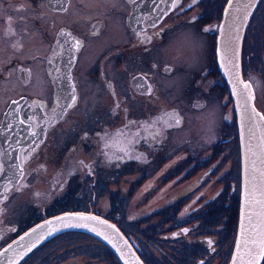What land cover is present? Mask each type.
Masks as SVG:
<instances>
[{
  "label": "flooded vegetation",
  "instance_id": "af4514ba",
  "mask_svg": "<svg viewBox=\"0 0 264 264\" xmlns=\"http://www.w3.org/2000/svg\"><path fill=\"white\" fill-rule=\"evenodd\" d=\"M225 1L3 0L0 38L13 54L0 63V88L12 77L19 93L0 111V247L23 224L27 229L73 210L112 220L146 264H209L215 255L210 264H229L237 233L236 225L231 239L230 223L239 217L241 151L233 98L216 58ZM255 31L264 34L262 21ZM179 34L201 40L196 61L186 64L182 53L169 54ZM251 34L248 25L242 73ZM28 35L41 37L40 44L33 39L30 57L22 53ZM116 35L120 40H112ZM27 86L38 89L28 92ZM51 147L82 156L68 173L63 165L56 177H46L44 191L63 193L56 203L61 208L40 212L43 192L35 188L34 195L30 177L47 170L37 157ZM125 178L124 191L99 205L103 189ZM84 184H90L91 201L70 207L75 198L87 203ZM23 190L32 193L31 207L18 219L12 201ZM137 192L146 212L133 227L124 226L117 220L136 216L128 200ZM220 220L228 224L223 230ZM65 234L91 236L114 264H122L95 235ZM89 253L101 263L99 253ZM64 257L58 254L51 264H67ZM70 264L85 263L74 257Z\"/></svg>",
  "mask_w": 264,
  "mask_h": 264
},
{
  "label": "water",
  "instance_id": "95a60500",
  "mask_svg": "<svg viewBox=\"0 0 264 264\" xmlns=\"http://www.w3.org/2000/svg\"><path fill=\"white\" fill-rule=\"evenodd\" d=\"M259 2L228 0L216 39L217 63L233 98L241 151L239 218L229 264H261L264 258V115L243 77L241 59L245 33ZM71 230L100 238L122 264H146L114 222L86 211H64L30 226L0 249V264H18L48 239Z\"/></svg>",
  "mask_w": 264,
  "mask_h": 264
},
{
  "label": "rangeland",
  "instance_id": "374dc122",
  "mask_svg": "<svg viewBox=\"0 0 264 264\" xmlns=\"http://www.w3.org/2000/svg\"><path fill=\"white\" fill-rule=\"evenodd\" d=\"M228 1V0H227ZM225 1V2H227ZM3 10V0H0V12ZM264 0L261 1L259 7L255 10L252 18H251V22L249 24V26H251L252 29V34L251 37H247L246 42L244 43L246 45V50L248 51V53H245L246 56V66H245V59H244V70H243V77L246 81H248L253 89V99H254V103L255 106L263 113L264 115V34H260V32L258 31L256 33L255 31V26L258 25L261 21H262V30H264ZM43 24H45L44 22H48V19L43 18ZM24 25H26L24 23ZM23 25V26H24ZM1 29V27H0ZM122 34V32H120L118 35ZM247 35V34H246ZM196 37V36H194ZM189 37L187 35L184 34H179L178 38L176 40V42L174 43V41L172 42L171 45H173V48H171V52L169 54H172L174 56H177L179 53H182V56H184V61L187 64V60L189 62H191L193 59L196 61V56L195 53L198 52L197 47H200V41L198 40L199 37ZM37 39V42L39 41L40 44V39L41 37H36V35L34 36H30L28 35L27 39H26V47L23 49V54H26L28 57H30L28 54H32L35 52L33 50V39ZM118 39L120 40V36H115V38H113L112 40ZM174 43V44H173ZM4 44L5 42L3 41L2 38H0V63H6V59L11 56L13 54L12 50H7V45L5 44V50H4ZM38 44V45H39ZM168 51V50H167ZM185 51L187 52V54L185 53ZM190 51V52H189ZM189 52V53H188ZM186 54V56H185ZM31 55V56H32ZM194 55V56H193ZM193 56V57H192ZM242 57H244L243 52L241 55V59ZM187 59V60H186ZM189 69H191L188 65H187V71H189ZM42 80V79H41ZM41 82V81H40ZM13 83L12 77H6V79L4 80L3 84H5V88H0V91H3L2 89L5 90L4 93H1L4 95L3 97V102L0 103V111L3 107V105L6 102V99L9 96H14L17 93H19V91L17 90V87L15 85L14 88H12L11 84ZM40 85V83H39ZM29 87V88H28ZM35 86L31 87V86H27L26 88L28 89V92H33V90H37L38 87H36V89H33ZM41 87V86H40ZM91 99H93V96H91V94L88 96ZM232 98V97H231ZM233 100V99H231ZM56 150L52 151L53 148H48L45 149L43 151L42 157L41 154L37 157L38 159H41L43 162H45V164H47V170H44L42 173H38L37 178H35L34 176L30 177V181H33V191L35 190V188H40L42 189V195L40 196V202L39 204H37V209L42 212L44 209H46L48 206H53L52 209L55 210H59V208H61V206L57 205L56 203L59 202L61 200V195H63V193L58 192L57 190L55 191V189H53V191H51V193L49 194L48 192L44 191L45 188H47L48 183L46 182V177H49L51 179H53L54 177H56L60 171L57 170L56 168H62L65 167L64 172L68 173L67 171L73 167L74 165L78 162L77 160L81 158V156L77 153L74 155H63L59 152V147L54 148ZM55 152V153H54ZM241 156V153H240ZM39 167V166H38ZM84 188L82 191L83 196L85 197V200H88L86 204H82L80 202L77 201V199L75 198L74 200H71L69 202L70 207H77V205H85V207H87V204L91 201V190L89 189L90 184L88 185H83ZM127 186V180L125 179H118L115 181V185L112 187H103L105 189H103V191L105 193L102 194V198L100 199L99 205H102V207L108 205L106 203V201H111V198H109V196H113L115 193H120L121 191H124L125 187ZM99 186L96 187V190H100V188H98ZM101 191V190H100ZM30 190L27 191H21V192H17L15 193V198L12 202H14V209L12 210V213H15V210H20V212L18 214H21L20 217L18 219H22L27 215V211H29V208L31 207L29 205V201L32 193H30ZM31 194V195H30ZM34 195H36L35 191H34ZM58 197L59 200L54 199L55 197ZM37 199L36 197L33 196V201ZM129 205H131V210L133 209V211H137L136 216H134L132 219L130 217H128V220H123L122 218H120V220H117L118 222H121L122 225H126L128 226V224H135V219L136 217H140L143 216V214L146 212V210L143 207H140L141 204H143V197L141 196V194L139 195V193H135L134 195H131L129 200ZM21 203V204H20ZM36 203V202H35ZM15 205L17 206V208H15ZM111 205V204H110ZM88 210V209H87ZM11 211V210H10ZM73 211V210H71ZM91 211V210H88ZM45 212V211H44ZM16 215V214H15ZM129 216V214H128ZM28 218V217H27ZM238 218L236 217V220L233 221V225H231V239H232V232L235 231L236 225L238 226ZM38 220V219H37ZM36 220H33V222ZM39 221H41L39 219ZM37 221V222H39ZM112 221V220H110ZM126 221V222H125ZM222 221L219 228L220 229H224V224H226V226H228L226 221L220 220ZM32 222V223H33ZM36 222V223H37ZM150 222H152L150 220ZM31 223V224H32ZM34 225V224H33ZM27 225H22L21 226V233L26 231L27 229L25 228ZM25 228V229H22ZM143 230V228H141V231ZM19 233V234H21ZM64 234V232H63ZM60 235V236H59ZM86 235V234H85ZM83 235V234H74L69 235V234H65V235H61L58 234L52 238H55V241H50L47 243L44 242L43 244L39 245L38 247H36L31 253H29L21 262H19L18 264H29L30 261H33V264L38 263L39 261L41 262H45L47 261L48 264H51L53 258H56L58 256V254L60 255H64L65 257L62 258V260L64 261V263L70 264V261L73 260L74 257L77 258V260H83L84 263L86 264H99L100 261L93 258L92 256H88V255H92L91 251H96L97 253L100 254L101 256V263L100 264H114L113 259L111 258L112 255L109 253L108 250H106V248L104 247V245H100L99 243H97L91 236L89 235ZM18 236V235H17ZM16 236V237H17ZM14 237V238H16ZM13 238V239H14ZM50 238V239H52ZM11 239V240H13ZM10 242V241H9ZM47 243V244H45ZM7 244V243H6ZM45 244V245H44ZM44 245V246H43ZM5 245L1 246L0 249H2ZM225 247H227V244L225 245ZM72 251L78 252V254H76L75 256L72 255ZM95 257V256H94ZM115 257V256H114ZM116 258V257H115ZM217 256H213V258L209 261V264L216 259ZM30 260V261H29ZM75 260V259H74ZM88 261H91V263H88ZM214 262V261H213ZM116 264H119L116 262ZM213 264V263H212ZM264 264V263H263Z\"/></svg>",
  "mask_w": 264,
  "mask_h": 264
},
{
  "label": "snow or ice",
  "instance_id": "6c2138e0",
  "mask_svg": "<svg viewBox=\"0 0 264 264\" xmlns=\"http://www.w3.org/2000/svg\"><path fill=\"white\" fill-rule=\"evenodd\" d=\"M248 87H250V85H247V84H246V85H245V88H248Z\"/></svg>",
  "mask_w": 264,
  "mask_h": 264
},
{
  "label": "bare ground",
  "instance_id": "6f19581e",
  "mask_svg": "<svg viewBox=\"0 0 264 264\" xmlns=\"http://www.w3.org/2000/svg\"><path fill=\"white\" fill-rule=\"evenodd\" d=\"M244 42V41H243Z\"/></svg>",
  "mask_w": 264,
  "mask_h": 264
}]
</instances>
